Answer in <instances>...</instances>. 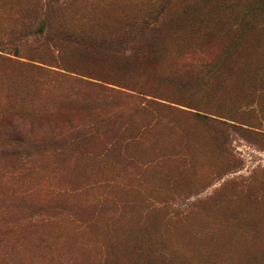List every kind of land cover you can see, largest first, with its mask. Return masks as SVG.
<instances>
[{
  "label": "rangeland",
  "instance_id": "rangeland-1",
  "mask_svg": "<svg viewBox=\"0 0 264 264\" xmlns=\"http://www.w3.org/2000/svg\"><path fill=\"white\" fill-rule=\"evenodd\" d=\"M0 264H264V0H0Z\"/></svg>",
  "mask_w": 264,
  "mask_h": 264
}]
</instances>
